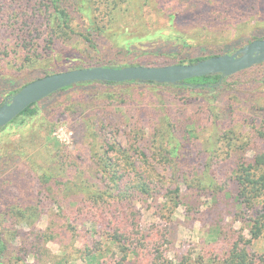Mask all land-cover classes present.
Masks as SVG:
<instances>
[{"label":"trees","instance_id":"1","mask_svg":"<svg viewBox=\"0 0 264 264\" xmlns=\"http://www.w3.org/2000/svg\"><path fill=\"white\" fill-rule=\"evenodd\" d=\"M15 1L0 0V26L7 18L6 14H10L9 8ZM184 1L181 3L180 0L170 1L174 5L167 10L168 26H172L173 29L174 25L184 20L190 22L193 27L202 28L201 32L208 31L210 35L207 34L209 40H196L202 46L197 55L191 57L176 54L177 65L196 64L211 57L231 54L251 41L264 39V0ZM148 4H150L149 0H45L44 9L38 10L45 14V22L50 29V37L44 52L47 57L38 58L24 53V56H21L22 65L32 68L40 63H46L49 58L55 56L53 53L55 41L65 43L71 36L79 37L94 48L95 43L91 39L93 29L102 34L113 30L114 36H118V31L122 32V20L131 22L136 17L142 16ZM153 4L152 8L156 15L166 14V10L158 6L160 2L154 0ZM96 5L103 8L102 20H105V23L102 27H98V23L92 17L88 27L79 28V24L75 23L76 17L79 15L83 19L85 16L91 18L90 14L96 13ZM18 17L17 13V20L10 27L18 29V40L22 41L23 47L32 49V45L21 38V36L26 38L22 31L19 36L20 27H16ZM137 23L140 24L134 25L137 31L141 27L148 30V23L144 21ZM246 29L250 30L249 37L239 36ZM169 34L170 37L167 39L164 38L163 33L160 37H155L163 45L165 41H169L178 47H185L189 38H198L186 37L185 34L174 29L169 31ZM231 34L233 37L239 36L235 42L228 44L222 41ZM110 35L113 36V33ZM217 39L218 43L213 45L212 43ZM207 41L209 42L206 43ZM0 56L3 55L0 53ZM263 65L264 63L238 74L252 72ZM96 66L122 68L127 65L109 66L98 61H74L63 67L60 72ZM46 67L38 68L39 75L21 86H18L12 78L0 76V105L28 83L52 74ZM233 77L234 75L221 79L220 75H215L194 78L175 86L139 82L120 84L90 82L64 88L30 105L4 127L0 131V143L3 142L1 139L3 135H9L11 130L18 127L27 129L24 133L33 131L31 122L40 118L42 123L43 119L46 120L45 117L54 110L43 113L47 103L63 93L80 87L95 85L108 89L133 87L140 96L149 88L176 89L195 96H200L202 93L212 95L217 100L226 90L224 85H227V81ZM230 93H232L231 99L248 110L251 118L254 115L252 122H256L257 116L263 119L259 127L253 128L252 135L246 136L242 132L234 133L232 128L234 124L219 119L216 115L218 120L213 122L214 130L218 133L216 141L225 144L228 152L239 151L245 154L232 164L230 178L216 174L211 170V165H206L197 176L184 174L185 163L182 157L188 153L185 145L187 142L184 138L175 135L174 128L168 122L161 123L163 126L158 127L156 132L153 131L152 135L149 134L148 140L154 152L160 156L162 167L168 170L166 177L157 175L156 167L148 162L146 154L139 146V141L136 142L138 138L127 147H122L115 141L111 142L107 149H99L100 152L93 154L96 159V171L100 174L98 178L100 184L82 177L77 183L68 180L66 183L68 185L69 182L72 183L73 191L67 188L64 194L57 197L59 196L58 199L62 201L72 197L78 200H70L69 205L63 210L60 206L58 215H46L48 219L44 231L36 228V222L42 214L41 207L38 202L31 203L28 199L29 187L21 185L20 182L19 191L24 201L14 203L12 201L14 195L8 185L12 181L7 180L8 184H4L3 180H0V217L8 224L4 227L0 226V264H264V254H259L251 248V242L264 234V73L261 77H246L243 81L237 82ZM78 104L81 106V103ZM139 107L138 105L136 119L137 123L142 124L146 117ZM210 110L216 111L214 108ZM230 124L232 127L227 126ZM139 131L143 142L145 130ZM187 133L190 136L193 131L189 129L186 135ZM51 141L47 138L44 144L51 148L52 156L56 159L59 154L57 155L56 148L51 146ZM19 143L13 152L21 157L26 154L25 146L28 141L20 139ZM46 146L42 147L43 151ZM9 148L12 149L10 146ZM217 150L215 146L212 152ZM6 152L8 151L3 150L0 157L12 158V151L9 157ZM30 157V161H35L31 154ZM35 166L38 169V183L47 191L46 195L50 200L55 198V196L51 197L54 190L50 187L53 185L57 188L58 184H61L60 173L39 164ZM16 181L18 182V179ZM229 182L235 187L236 204L242 211H246L242 212L239 218V221L245 224L244 229L236 230L231 227L225 232L215 231L209 254L206 256L188 251L174 258L169 257L167 255V246L170 243L169 230L166 224L169 223L174 212L183 207L188 216L196 218L201 208L207 206L206 201H201L203 198L211 200L215 208L221 200V195L225 194ZM149 200L156 205L154 216L157 221L143 225V210H145L143 206ZM24 227L28 229V238L26 241L21 240L19 247H14ZM245 229L248 230L249 239L243 234ZM49 244L56 245L59 253L54 254Z\"/></svg>","mask_w":264,"mask_h":264},{"label":"rangeland","instance_id":"2","mask_svg":"<svg viewBox=\"0 0 264 264\" xmlns=\"http://www.w3.org/2000/svg\"><path fill=\"white\" fill-rule=\"evenodd\" d=\"M152 1L154 3V0H149L150 4L145 7L142 16L135 18L139 20L133 19L131 22L122 20V32L118 31V36H114L113 30L102 34L93 29L91 39L95 43L94 48L74 36H71L65 43L55 41L53 46L55 56L49 58L46 63H40L31 68L22 65L23 58L21 56H24V53L38 56V58L47 57L44 52L50 37V29L46 25L45 14L38 10L39 8L44 9L45 0H16L11 4L10 10L8 9L10 14H6L7 18L0 26V53L3 55L0 56L2 58L0 60V76L12 78L18 86H21L39 75L41 67L44 66H47L46 69L52 74L60 72L63 67H67L74 61L84 62L85 60L98 61L109 66H166L176 64V54L191 57L197 55L202 46L196 40H209L208 31L201 32L202 28L193 27L190 22L182 20L183 22L174 25L173 29L185 34L186 37L198 38H189L185 47H178L169 41H165L164 45L159 43L157 37L163 33L164 38L167 39L170 37L169 31L173 30L172 26H168L167 10L171 9L174 4L170 2L171 0H157L161 3L158 6H162L163 10H166V14L158 16L152 8V5L154 6L153 3L151 4ZM182 1L180 0V3ZM103 12V8L96 5V13L90 14L91 18L88 19L85 16L83 19L78 15L75 23L79 24V28L88 27V23L94 17L98 23L97 26L102 27L105 23V20H102ZM17 13L19 20L16 27H20L19 36L22 31L26 38L23 36L21 38L26 43H30L32 49H25L22 41L18 40V29L10 27L16 22ZM139 21L148 23V30L141 27L137 31L134 25H140L137 23ZM111 33L113 36L110 35ZM249 33L250 30L246 29L239 36L248 38ZM232 35L221 40L228 44L235 42L239 36L233 37ZM124 42L126 43L124 44ZM216 43H218V39L212 44ZM263 73L264 65L252 72L234 75L227 81V85H224L226 90L217 100L212 95L202 93L200 96H195L176 89L149 88L141 96L136 93L133 87L108 89L95 85L70 90L46 104L47 107L44 108L43 113H48L52 111L51 109L54 110L45 117L46 120L43 119L42 123L40 118L32 121L33 131L24 133L27 129L18 127L11 130L9 135L1 137L3 142L0 143V155L3 150L8 151L6 152L8 157L11 156L10 151L13 155L10 159L0 157V180H3L4 184H8L7 180L12 181L8 185L14 195L12 198L14 203L24 201L23 195L19 191L20 182L21 185L29 187L28 194L30 196L28 199L31 203L38 202L41 207L42 214L36 222V228L44 231L48 219L46 215H58L61 210L60 206L63 210L66 205H69L70 200H78L76 197L67 198L64 201L58 199L67 188L73 191V185L70 182L77 183L78 179L82 177L100 184L98 180L100 174L96 171V159L93 154L97 151L100 152L99 149H107L111 142L115 141L120 146L127 147L138 138L136 142L139 141V146L146 154L148 162L156 167L157 175L166 177L168 170L162 167L160 156L154 152L155 150L148 140L153 131L156 132L158 127L163 126L161 123L168 122L174 128L175 135L178 138H184V141L187 142L185 145L188 153L182 157L185 163L184 174L197 176L206 165H211L212 171L214 170L219 176L228 179L231 177L232 164L245 154L239 151L228 152L225 144L216 141L218 133L214 130L213 122L218 118L228 120L232 125L234 124L233 127L231 124L227 125L233 128L234 133L242 132L246 136L252 135L253 128L259 127L263 123V119L257 116L256 122H252L251 119L254 115L251 118L248 110L231 99L230 90L235 88L237 82L243 81L246 77H261ZM78 103H81V106ZM138 105L146 117L142 124L137 123L136 119ZM210 108H214L216 111L212 112ZM189 129L193 131L190 136L188 133L186 135ZM139 130H145L143 142L141 134L138 133L141 132ZM46 137L49 141L53 140L51 146H54L57 155L59 154L56 159L52 156L51 148L44 144ZM20 139L28 141L25 146L26 154L21 157L13 152L19 146ZM43 146H46L45 151H43ZM215 146L218 150L212 152ZM30 154L35 161H30ZM36 164L60 173L61 184L59 183L57 188H54L53 185L50 187L54 190L51 197L55 196L51 200L46 195L47 191L38 183ZM68 180H70L69 185L66 183ZM234 192L235 187L229 182L226 185L225 194L221 195V200L215 208H213L211 200L203 198L201 201H206L207 206L201 208V212L196 218L188 216L183 207L177 209L169 223L166 224L170 242L167 246V255L174 258L189 251L206 256L209 254L215 231L225 232L231 227L236 230L244 229L245 224L240 222L239 218L242 216V212L246 211H242L236 204ZM57 195L59 196L57 197ZM143 207L145 209L143 210V225L155 223L157 220L154 216L156 209L154 202L149 200ZM7 225L6 221L0 217V226ZM28 234V229L24 227L21 237L19 234L14 247H19L21 240L26 241ZM243 234L247 239L250 238L248 230H243ZM49 248L54 254L59 253V248L56 245L49 244ZM251 248L259 254H264V234L251 242Z\"/></svg>","mask_w":264,"mask_h":264},{"label":"water","instance_id":"3","mask_svg":"<svg viewBox=\"0 0 264 264\" xmlns=\"http://www.w3.org/2000/svg\"><path fill=\"white\" fill-rule=\"evenodd\" d=\"M264 63V39L254 40L231 54L208 58L191 65L126 66L111 68L96 66L53 73L36 79L0 105V131L30 105L68 87L90 82L155 83L179 85L184 81L220 75L228 78Z\"/></svg>","mask_w":264,"mask_h":264}]
</instances>
